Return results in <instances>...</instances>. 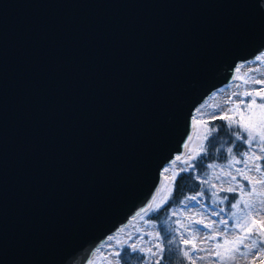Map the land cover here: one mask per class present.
Wrapping results in <instances>:
<instances>
[{
  "label": "water",
  "instance_id": "water-1",
  "mask_svg": "<svg viewBox=\"0 0 264 264\" xmlns=\"http://www.w3.org/2000/svg\"><path fill=\"white\" fill-rule=\"evenodd\" d=\"M263 55L264 0H0V264H89Z\"/></svg>",
  "mask_w": 264,
  "mask_h": 264
},
{
  "label": "rangeland",
  "instance_id": "rangeland-1",
  "mask_svg": "<svg viewBox=\"0 0 264 264\" xmlns=\"http://www.w3.org/2000/svg\"><path fill=\"white\" fill-rule=\"evenodd\" d=\"M264 56V55H263ZM251 78L261 79L264 80V63L260 62V58L248 65H244L240 71L237 73V76L232 84L229 86L222 88L216 94H214L196 113L195 115V135L193 140L191 141L189 147V155L184 159V161H188V163H183L181 170H173L169 172L171 175H167L165 177L163 189L154 202V208L157 205H162L169 193L171 182L174 176L181 171H193L189 168L190 160L192 156H196L197 153L201 151V145H203L205 135L208 134L206 123L213 119H219L225 122L228 125V122L224 120L222 117L225 114V111L229 108H235V102L239 101L240 99H244L247 103L251 98L245 97L244 93L247 91H258L264 88V83L262 84H253L251 83ZM249 79V83L245 84L244 80ZM236 93L240 95L237 96ZM257 104L260 103L259 97H256ZM241 111L244 110V105H240ZM219 114V115H217ZM236 118L239 119L240 116L235 114ZM243 118L245 123H251L253 126H258L261 121H264V110H261L256 105H252L248 111H243ZM246 135V133H244ZM246 151H249L251 155L252 152H255L256 155H264V153H260L258 147L254 143L252 148L249 149L248 145L246 144ZM247 159V158H245ZM264 159L258 161V163L262 166V161ZM255 161L248 160V166L251 167ZM232 164V167H228L229 164ZM209 165H215V167H209ZM207 165V170L205 175H198L196 174V179L199 181H206L213 193L212 201L214 203H206L202 194H194L188 197H196L195 200H189L188 197L185 198L179 207H173L170 209V222L173 223V229H175L174 235L181 244L184 251H188L190 256L195 259L196 257H204L203 259H197L196 264H220L219 259L215 257L213 252L216 250V244L218 242L222 243L223 237H218L217 240H203L200 232H197V229H202L204 235L208 234V229H203L202 225H195L192 224L193 220H202L204 223H208L209 221H219L222 218L228 220L227 228L231 232H236L239 234V230L233 228V225L236 223L239 217H243L247 209L243 208L241 205V209L238 211L235 208H231L230 205L235 202V200L243 198L245 201H255L256 207L260 208V201L264 200V185H260L255 183V179L253 180L252 184H249L247 180L243 179V177L236 172V169H244V164H235L233 160H230L227 163L220 164V163H213ZM231 172L237 176L235 181H232L226 173ZM246 174L252 178H259L260 173L252 168L249 172L245 169ZM219 177V179H217ZM215 185V187H212ZM237 188L236 192H228L226 191L229 187ZM238 186L244 187V192L241 193L239 191ZM225 190H221V189ZM249 190H253L254 194L249 196ZM225 193H233L236 195L234 201L230 203L229 208L224 210V212L219 213V215L213 216L212 211L216 210L219 211L220 208L223 206H218L217 204L221 199H224L223 194ZM187 205V207H185ZM233 213L236 215L233 216ZM253 218L257 222V227L254 229V236L256 239H261L259 235V227L261 220H264V216L254 215ZM181 225L190 226L188 230H185L184 227ZM215 232H219L221 229H224L223 224L219 225H212ZM157 230V226L155 223L150 222L142 216V219L137 222L135 225L130 226L125 232L112 237L106 244H104V248L100 249L95 257L94 264H116L118 257L114 255L115 252L120 251L122 247H128V244H131L133 241L137 243L138 248L142 247L145 250L149 247H152L158 241H155L151 238L149 233L154 235ZM181 235L186 238H192L195 236V243L199 248H204L205 251H197L193 253L191 251V245L187 248L181 242ZM131 237V239H130ZM143 237V239H141ZM249 244L251 240L247 241ZM160 243V241H159ZM106 245V246H105ZM156 251V249H153ZM243 251H248L247 249H242ZM223 251V249H220ZM145 260L143 264H150L154 262L157 257H153L150 254L144 255ZM253 254L249 253V259L245 262V264H261L264 261V256H258L256 259H253ZM189 261V260H188Z\"/></svg>",
  "mask_w": 264,
  "mask_h": 264
},
{
  "label": "snow or ice",
  "instance_id": "snow-or-ice-1",
  "mask_svg": "<svg viewBox=\"0 0 264 264\" xmlns=\"http://www.w3.org/2000/svg\"><path fill=\"white\" fill-rule=\"evenodd\" d=\"M260 62L264 63V56L260 57ZM239 72L240 69H237ZM244 83H249V79H245ZM251 83L253 84H262L264 83V80L251 78ZM237 96H239V93H236ZM245 97H250L251 99L246 103L244 99H240L239 101L235 102L236 106L235 108H229L225 111L224 116L222 117L224 120L228 122V126L230 128H236V140L242 141L241 144L236 145V153L233 154V148L229 147L227 149V152L232 155V160L235 164H244V169H236V172L240 174L243 179L247 180L249 184L253 183V180L255 179V183L264 185V168L258 163V161L264 159V155H256L255 152H252L251 155L249 154V151L244 150L243 145L247 144L248 148L251 149L252 145L255 143L256 146L259 149L260 153H264V121H261V123L258 126H253L250 122L245 123L243 118V111H248L252 105H256L261 110H264V88L258 90V91H247L244 93ZM259 97L260 103L257 104L256 97ZM240 105H244V110L241 111ZM238 114L240 116L239 119L236 118V115ZM219 115V114H217ZM211 130H209V133L205 135V139H207V135H210ZM246 133V135H243ZM202 150H204V145L200 146ZM200 155V153H197L196 156H192V160H196L197 157ZM240 156V159H237L236 157ZM247 158V159H245ZM177 159H180L177 157ZM248 160L255 161L251 167L248 166ZM183 163H188V161H182ZM197 165L189 164V168H191L193 171H195ZM209 167H215V165H209ZM228 167H232V164L230 163ZM252 168H255L257 172L260 173L259 178H252L249 177L245 169L247 171H251ZM167 171V169H166ZM227 176L231 178L232 181H235L237 179V176L234 175L231 172L226 173ZM219 179V177H217ZM206 182V181H201ZM212 187H215V185H212ZM239 191L241 193L244 192L243 186H238ZM225 190V189H221ZM228 192H236L237 188L229 187L226 189ZM249 196H252L254 194L253 190H249L248 192ZM215 195V193H213ZM189 200H195L196 197H188ZM227 197L224 199H221L219 203L223 204L224 200H226ZM261 207H256L255 201H245L241 197V199L235 200L234 203L230 205L231 208H235L238 211L241 209V205H243L244 209H247L248 211L245 212L243 217H239L236 221V223L233 225V228H236L239 230V234L236 232H231L228 230V220L227 219H221L219 221H209L208 223H204L202 220H193L192 224L195 225H202L203 229H208V234L204 235L202 232V229H197V232L201 233L202 241L203 240H217L218 237H223L222 243L218 242L216 244V250L213 252L215 257L219 259L220 264H245L246 261L249 259V253L253 254V259H256L258 256H264V238L256 239L254 236V229L257 227V222L253 218L254 215H260L264 216V200H261L260 202ZM162 207V205H157L155 208L152 206V204H149L147 208L143 210L145 214L149 212H158L159 209ZM187 207V205H185ZM167 209H165L166 211ZM224 212V208H220L219 211L213 210L212 215L216 216L219 215V213ZM236 214L233 213V216ZM158 218V217H155ZM223 224L225 227L224 229H221L219 232H215L212 225H219ZM181 227H184L185 230H188L190 226L181 225ZM259 227V235L261 237H264V220H261ZM172 231H175L173 229ZM151 238L155 241H158V243H155L152 247L147 248L146 250L142 247L137 246V243L133 241L131 244H128V247L131 249L133 253L139 252L142 255H148L150 254L153 257H157V259L154 261V264H160V260L163 258L162 254L164 252V248L161 247V236L159 232H156L154 235L149 233ZM131 239V237H130ZM143 239V237H141ZM251 240V243L249 244L247 241ZM175 242V238H168L167 243L172 244ZM181 242L185 245L187 248L189 245H191V251L193 253L197 251H205L204 248H199L197 244L195 243V236L192 238H186L183 235H181ZM156 249L154 251L153 249ZM220 249H223V251H220ZM242 249H247L248 251H243ZM116 257L121 256V252L117 251L114 253ZM124 255H128V253H124ZM184 257L189 260V264H196L197 259H203L204 257H196L193 259L188 251H184ZM116 264H119V261L116 262ZM261 264H264V261L261 262Z\"/></svg>",
  "mask_w": 264,
  "mask_h": 264
},
{
  "label": "trees",
  "instance_id": "trees-1",
  "mask_svg": "<svg viewBox=\"0 0 264 264\" xmlns=\"http://www.w3.org/2000/svg\"><path fill=\"white\" fill-rule=\"evenodd\" d=\"M207 132L211 130L210 135H207V139L204 138V150L201 149L200 155L196 160H190V164L197 165L195 171H181L178 172L170 186L169 193L165 202L158 212H149L144 215V218L150 222H153L157 226V230L161 236V247L164 248L162 254V259L160 264H189L187 258L184 257V252L181 244L174 235L173 223H169L170 209L173 207H179L182 201L188 196L194 194H202L204 201L208 204L214 203L212 201L213 191L207 183H202L196 179V174L205 175L207 170V165L213 163L224 164L232 160V155L236 153V145L241 144L242 141L236 140V128H230L225 122L219 119H213L206 123ZM244 135V134H243ZM229 147L233 148V154L230 155L227 152ZM244 150H246V144L243 145ZM197 155V154H196ZM240 159V156L236 157ZM262 168H264V160L262 161ZM223 204H217L218 206H223L224 210L229 208L231 202L234 201L236 197L233 193H225L223 195ZM154 207V206H153ZM165 209H167L165 211ZM158 217V218H155ZM175 238V242L172 244L167 243L168 238ZM121 256L118 257L119 264H143L145 257L139 252L133 253L127 247H122ZM128 253V255H124ZM154 264V262L150 263Z\"/></svg>",
  "mask_w": 264,
  "mask_h": 264
},
{
  "label": "bare ground",
  "instance_id": "bare-ground-1",
  "mask_svg": "<svg viewBox=\"0 0 264 264\" xmlns=\"http://www.w3.org/2000/svg\"><path fill=\"white\" fill-rule=\"evenodd\" d=\"M238 73V72H237ZM237 73L235 74V77H234V80H235V78H236V76H237ZM216 94V93H215ZM194 135H195V131L192 133V136L190 137V139L188 140V142H187V146H186V150H185V154H181L180 156H179V160H177V161H175V163L168 169V171H167V173H165V177H167V175H171L169 172L171 171V169H172V172H173V170H177V171H179V170H181L180 168H182V166H183V162L182 161H184V159L189 155L188 153H189V147H190V144H191V141L193 140V138H194ZM165 180V179H164ZM163 184H164V182H163ZM163 184H162V186H161V188H160V190H159V192H158V194H157V196H156V198H155V201H156V199L158 198V196L160 195V193H161V191H162V189H163ZM144 215V213L143 214H141V215H138L137 217H135L134 219H133V223H130L127 227H125V231L130 227V226H132V225H135L137 222H139L141 219H142V216ZM125 231H123V232H125ZM123 232H121V233H123ZM120 233V234H121ZM117 236V235H116ZM108 244V243H107ZM106 244V245H107ZM105 245V246H106ZM102 248H104V246H102L100 249H102ZM99 249V250H100ZM98 250V251H99ZM97 251V252H98ZM97 252L94 254V256L92 257V259H91V261H90V263L89 264H94V261H95V257H96V254H97Z\"/></svg>",
  "mask_w": 264,
  "mask_h": 264
}]
</instances>
